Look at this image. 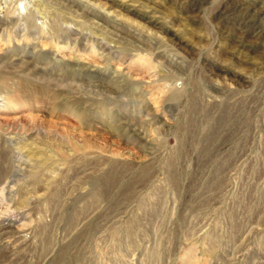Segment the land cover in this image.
Segmentation results:
<instances>
[{
    "label": "rangeland",
    "instance_id": "obj_1",
    "mask_svg": "<svg viewBox=\"0 0 264 264\" xmlns=\"http://www.w3.org/2000/svg\"><path fill=\"white\" fill-rule=\"evenodd\" d=\"M31 3L0 7V264H264V0Z\"/></svg>",
    "mask_w": 264,
    "mask_h": 264
},
{
    "label": "bare ground",
    "instance_id": "obj_2",
    "mask_svg": "<svg viewBox=\"0 0 264 264\" xmlns=\"http://www.w3.org/2000/svg\"><path fill=\"white\" fill-rule=\"evenodd\" d=\"M11 1L12 0H10V3H11ZM16 2H18V0H15ZM10 3H8V0H0V7H3V6H6L7 7V5L9 4V5H11ZM19 5H20V7H22L23 9H25V10H27L28 9V7L29 6H32V3H31V0H19ZM35 7V6H34ZM33 7V8H34ZM0 9H2V8H0ZM27 12H28V10H27ZM34 13V16H36V14H38V12H33ZM26 16H27V18H28V22L27 21H25V24H27V26H26V28L28 27V26H31V20H32V18H33V15L31 14L30 15V12L28 13V14H25ZM53 22H54V20H52L51 22H50V27L51 28H53ZM52 31L54 30V29H51ZM101 49H102V47H100ZM75 86H76V89H80L81 91H83V87H85V84H79V83H77V84H75ZM88 88H89V90L91 89V90H93V88H96V89H99V92H100V90H104V88H102V86H87ZM86 87V88H87ZM106 89V88H105ZM89 90H87V91H89ZM86 91V92H87ZM89 93H90V91H89ZM141 102V101H140ZM7 220V219H6ZM8 221V220H7ZM45 251H46V249H43V248H41V250L39 249V252H38V258L37 259H41L43 256H44V253H45ZM2 257L4 258V255H2ZM21 258V257H20ZM42 260V259H41ZM37 260H35V262H36Z\"/></svg>",
    "mask_w": 264,
    "mask_h": 264
}]
</instances>
